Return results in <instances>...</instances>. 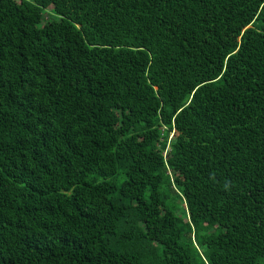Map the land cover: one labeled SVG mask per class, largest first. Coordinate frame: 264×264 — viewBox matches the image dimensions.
Returning a JSON list of instances; mask_svg holds the SVG:
<instances>
[{
	"label": "trees",
	"instance_id": "trees-1",
	"mask_svg": "<svg viewBox=\"0 0 264 264\" xmlns=\"http://www.w3.org/2000/svg\"><path fill=\"white\" fill-rule=\"evenodd\" d=\"M0 264H264V0H0Z\"/></svg>",
	"mask_w": 264,
	"mask_h": 264
}]
</instances>
